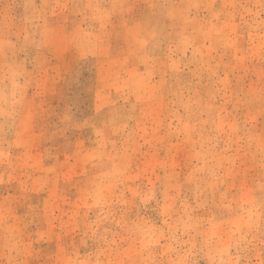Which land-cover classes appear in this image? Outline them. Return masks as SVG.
Masks as SVG:
<instances>
[{"label":"rangeland","instance_id":"1","mask_svg":"<svg viewBox=\"0 0 264 264\" xmlns=\"http://www.w3.org/2000/svg\"><path fill=\"white\" fill-rule=\"evenodd\" d=\"M0 264H264V0H0Z\"/></svg>","mask_w":264,"mask_h":264}]
</instances>
